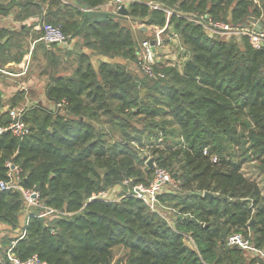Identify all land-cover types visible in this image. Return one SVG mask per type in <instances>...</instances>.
<instances>
[{
  "label": "trees",
  "instance_id": "16d2710c",
  "mask_svg": "<svg viewBox=\"0 0 264 264\" xmlns=\"http://www.w3.org/2000/svg\"><path fill=\"white\" fill-rule=\"evenodd\" d=\"M77 1L49 0L58 9L43 15L71 41L79 39L70 75L53 72L47 52L53 67L47 99L63 106L28 109L29 134L17 137L4 130L11 118L0 100V181L9 179L10 163L42 205L68 214L41 217L40 209L21 226V192L0 190V225L7 226L0 233L24 234L15 236L12 251L22 261L36 255L48 264H264L226 243L243 233L264 248V46L255 49L244 35H213L191 20L241 26L253 15L264 23V0H136L128 17L113 13L84 28L85 10L108 0ZM129 20L168 25L186 60L157 63L163 77L135 73L129 63L140 64L137 34L149 38ZM23 97L18 92L11 106ZM149 159L180 181L179 190L160 196L176 211L175 228L131 192L102 197L116 186L129 190L127 180L130 187L148 185ZM246 164L259 176H247ZM188 234L197 250L186 245ZM118 247L124 252L117 259Z\"/></svg>",
  "mask_w": 264,
  "mask_h": 264
},
{
  "label": "built area",
  "instance_id": "2783aa9c",
  "mask_svg": "<svg viewBox=\"0 0 264 264\" xmlns=\"http://www.w3.org/2000/svg\"><path fill=\"white\" fill-rule=\"evenodd\" d=\"M134 1L136 0H108V8L110 9L111 13L117 14L122 6H125L127 9H129L130 4ZM149 5L155 9H163L157 3L149 2ZM94 10H101V7L85 11L88 12ZM166 11L169 15L172 14V11ZM191 20L203 25L205 29L213 35L217 31H229L234 35L247 36L250 40L251 45L255 49H260L264 46V33H257L252 27L233 26L222 22H215L207 16H201L200 18L194 17L191 18ZM167 27L168 25L164 28L158 27L159 32L156 38L141 40V42H139L138 44L140 67L143 73L150 78L163 77L162 74L155 72V66L157 65L158 48L164 45V40L162 39L160 34L166 32ZM41 30L42 40L46 45L57 46L66 52L72 50L73 46L71 43L70 36L66 35L59 26L43 22L41 25ZM169 39L172 41H180L179 36L176 33H171ZM152 40L155 41L154 46H152L151 44ZM183 50L185 49L183 46H181L180 51ZM178 65H180V63H178ZM27 105L28 104L20 106L18 108L8 109L9 116L11 118V123L9 127L4 130H10L13 135L17 137H24L29 134V128L26 122L24 121V115L28 110ZM62 106V103H58L54 107L59 109ZM214 160H216V158H214ZM8 166L11 168V170L8 172L9 179L6 181H0V190H17L21 192L24 202L27 205L42 207L44 209V212L40 214L41 217L54 214L68 215L67 213L59 212L50 207L42 206L40 202L39 193L33 189H24L19 184V178L14 175L17 171L16 167L12 168V165L10 163H8ZM124 185L129 187L128 192H131L135 197L141 199L151 210L159 213L161 216H163V214L161 213V209H165V206L162 204L160 196L166 192L176 191L180 189V182L177 181V179H173L171 173L163 167L155 168L153 179L148 185L137 184L133 187H130V181L128 180L124 182ZM109 192L107 194L102 195V197H104L106 200H112V198L109 197ZM174 212L176 213L175 210ZM23 236L24 234L21 236V238ZM249 236L250 234L248 235V237H246L243 233H234L228 237L226 243L230 247L242 249L244 252H246L253 258H260L264 261V248H258L256 245H254L250 240ZM184 241L187 246L189 245L195 248V250H197V244L190 234L185 235ZM15 245L16 241L12 243L11 249L7 252L6 256L8 257V261L2 262V264H48L45 261H41L36 255L24 261L20 260L17 255L12 251V248H14Z\"/></svg>",
  "mask_w": 264,
  "mask_h": 264
},
{
  "label": "crops",
  "instance_id": "0c3cea01",
  "mask_svg": "<svg viewBox=\"0 0 264 264\" xmlns=\"http://www.w3.org/2000/svg\"><path fill=\"white\" fill-rule=\"evenodd\" d=\"M48 1L0 0V91L2 93L0 100L5 105V110L18 108L37 99H39L37 103L42 101V104L53 107L54 105L48 101L46 95L49 76L47 73L41 71V68H48L47 70L51 71L49 68L51 62L47 56V52L51 51L53 62L59 63L63 62V57L71 53L74 54L79 49L77 47L78 38L72 39L73 48L67 52L57 46L46 45L43 42L41 30V25L45 22L43 15L46 12H53L58 9L57 7H50ZM57 1L60 3V6L63 4L71 6L79 5L77 0ZM101 10L110 12L108 1L101 6ZM143 31L146 33L145 30ZM167 31H170V29L167 28ZM172 43L177 49H180L182 46L181 41H172ZM84 51L91 53L86 49ZM183 60H186L185 56ZM65 73L62 70L61 74L65 75ZM66 75H70V73ZM20 91H29V94L18 101V105L12 107L11 102ZM172 216L174 218L173 221L165 215L164 218L175 228L174 213ZM22 222L24 225L27 221L21 219V226H23ZM6 228V225H0V230ZM188 247L195 250V248L189 245ZM116 258L118 259V256Z\"/></svg>",
  "mask_w": 264,
  "mask_h": 264
},
{
  "label": "rangeland",
  "instance_id": "374dc122",
  "mask_svg": "<svg viewBox=\"0 0 264 264\" xmlns=\"http://www.w3.org/2000/svg\"><path fill=\"white\" fill-rule=\"evenodd\" d=\"M260 6L262 8L263 16H264L263 4L262 5L260 4ZM260 19L263 20V17H261ZM128 25L131 26L135 31L137 29H142L143 30V28H146V30H145L146 33L145 34H146V36L149 39L156 38V36L158 35V32H159L158 31V27H156V26H146L145 24H142L139 21L132 22V21L129 20L128 21ZM171 32L172 31L170 30V31H166V32H163V33L160 34V36L164 40V45L162 47L158 48L157 63H159V64H165V63H168V64H171V63L178 64V63H180L181 64L184 61L183 60V58L185 56L184 53L182 51H180V49H177L176 46L172 43V41L169 39ZM214 35H217L219 37H223V38H227L228 39V38L232 37L234 34L229 32V31H217L216 33H214ZM137 36L139 38V42H141L142 39H141L140 35L137 34ZM138 47H139V45H138ZM73 56L76 57V59H77V56L75 54L72 55V53H71V54H69V55H67V56L62 58L63 62H60L59 64H58V62L54 63V71L53 72H57V70H59L61 72L63 70L64 72L66 71V73L67 72H71V68H72L71 64H73V62H72ZM96 65L98 66L97 63H96ZM129 65L131 66V68L134 70L135 73H137L140 76H144V73H143L138 61L137 62H133L132 64L129 63ZM68 66H71V68H69ZM49 68L51 69V71H48L47 70L48 68H41V71H43L45 73H50V72H52V67L49 66ZM28 94H29V91L24 92V96H26V95L28 96ZM38 100L39 99H37L34 102L28 103V105H27L28 109L36 106L37 102H39ZM40 103H42V101ZM44 105L47 106V104H44ZM156 167H159V166H154V170H155ZM243 171L249 177L250 176L255 177L256 175L259 176L256 173V169H255L254 164H246L244 166ZM153 175H154V173H153ZM171 175H172V173H171ZM173 179H176V178L173 176ZM259 180H261V176L259 177ZM177 181H179V180H177ZM261 184H262V182H261ZM125 190L128 191V189H125L123 186H117V187L113 188L112 190H110L109 197L112 198V199L119 200L121 194ZM42 206H44V205H42ZM40 209L44 210L42 207L30 206V205H27L24 202V209H23V211L21 213V219H25L27 221L28 217L32 213H37V212H39ZM161 213L163 214V217L165 215L167 218H169L171 221H173L174 218H173L172 214L175 213L173 208H171L169 206H165V209H161ZM22 225H23V222H22ZM4 234H6L5 238H3L1 236V235H4ZM15 236L16 237L22 236V232L18 229L16 231H9V232L3 233V234L0 233V264H2V262H5V261L7 262L8 261V259H7L8 257L6 256V253L11 249L12 243L14 241L13 239L15 238ZM10 239H12L10 244L8 243L9 245L8 244L6 245L5 242H8ZM115 252H116V255L118 257H120L123 254L124 251H123V249L121 247H118V248H116ZM247 255H248L247 257L249 259L252 258L249 254H247Z\"/></svg>",
  "mask_w": 264,
  "mask_h": 264
},
{
  "label": "water",
  "instance_id": "95a60500",
  "mask_svg": "<svg viewBox=\"0 0 264 264\" xmlns=\"http://www.w3.org/2000/svg\"><path fill=\"white\" fill-rule=\"evenodd\" d=\"M111 14H113V13L107 12V11H101V10L88 11L87 14L83 18V22H82L81 28H84L89 22L101 23L103 21H106ZM117 15L128 17L129 16V10L125 6H122L120 8V10L118 11ZM241 26H243V27H252L255 32L264 33L263 20L258 18V17H255L253 15H249L244 20V22L242 23ZM143 30H146V28H143ZM151 44H152V46H154L155 41L152 40ZM1 95H2V93L0 91V96ZM148 165H149L150 168L154 167L152 159H149ZM13 167L14 166H12V168ZM253 223H254V221L251 222V225Z\"/></svg>",
  "mask_w": 264,
  "mask_h": 264
}]
</instances>
